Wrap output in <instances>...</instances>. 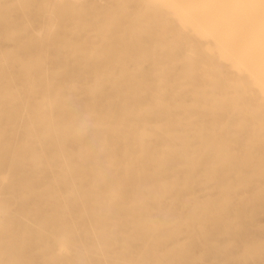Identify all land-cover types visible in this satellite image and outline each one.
<instances>
[{"label": "rangeland", "instance_id": "obj_1", "mask_svg": "<svg viewBox=\"0 0 264 264\" xmlns=\"http://www.w3.org/2000/svg\"><path fill=\"white\" fill-rule=\"evenodd\" d=\"M198 2L236 50L165 4L0 0V264H264V36Z\"/></svg>", "mask_w": 264, "mask_h": 264}, {"label": "bare ground", "instance_id": "obj_2", "mask_svg": "<svg viewBox=\"0 0 264 264\" xmlns=\"http://www.w3.org/2000/svg\"><path fill=\"white\" fill-rule=\"evenodd\" d=\"M129 1V0H128ZM149 4L153 5L154 8L158 10H163L162 6H166V8L170 9L172 13H176V16L182 21L183 24L192 23L196 26V31L201 33V35H205L207 37H211L216 41L217 48H224L226 51L230 49L236 50L239 46L231 43L230 41H226L221 37V33L223 30L227 28L225 25L224 28L220 27V25L212 26L209 23V16L206 11L195 7L198 1H202L203 3H207L213 6L215 9L217 6L220 8H225V16L230 17L229 19L243 21L245 24L244 32L241 35H238V40H241L246 35L247 37L243 40L244 42H248L250 46H252L257 40L255 39L256 35L264 36V0H236L231 4V0H144ZM220 1H223L220 3ZM127 2V1H126ZM245 3L248 12L244 14L243 12L240 14V9L243 8V4ZM239 13L236 17L235 14ZM248 15V16H247ZM247 16V17H246ZM235 24V23H233ZM230 29H233V25ZM212 31H216L217 34H212ZM234 57L236 55L233 54ZM240 63H243L242 60L238 59ZM264 61V59H263ZM264 71H260L259 76H263ZM3 205V204H2ZM1 207V206H0ZM5 207V206H4ZM3 209V207L1 208ZM0 209V212L3 211ZM8 210V209H7ZM6 210V211H7ZM7 213V212H4Z\"/></svg>", "mask_w": 264, "mask_h": 264}]
</instances>
